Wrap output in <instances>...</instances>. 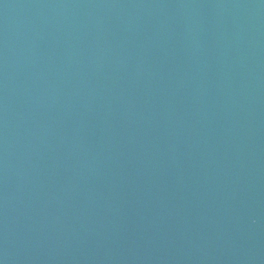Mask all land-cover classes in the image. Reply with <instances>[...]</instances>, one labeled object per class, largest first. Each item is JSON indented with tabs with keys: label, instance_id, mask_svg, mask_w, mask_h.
I'll return each instance as SVG.
<instances>
[{
	"label": "water",
	"instance_id": "1",
	"mask_svg": "<svg viewBox=\"0 0 264 264\" xmlns=\"http://www.w3.org/2000/svg\"><path fill=\"white\" fill-rule=\"evenodd\" d=\"M0 264H264V0H0Z\"/></svg>",
	"mask_w": 264,
	"mask_h": 264
}]
</instances>
